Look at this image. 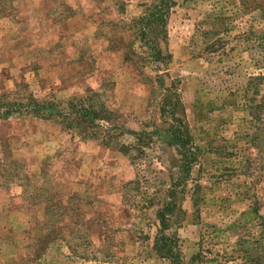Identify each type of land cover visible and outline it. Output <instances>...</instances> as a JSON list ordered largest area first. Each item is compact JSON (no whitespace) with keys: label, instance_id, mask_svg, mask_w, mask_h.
Wrapping results in <instances>:
<instances>
[{"label":"rangeland","instance_id":"1","mask_svg":"<svg viewBox=\"0 0 264 264\" xmlns=\"http://www.w3.org/2000/svg\"><path fill=\"white\" fill-rule=\"evenodd\" d=\"M0 2V264H264V0Z\"/></svg>","mask_w":264,"mask_h":264},{"label":"trees","instance_id":"2","mask_svg":"<svg viewBox=\"0 0 264 264\" xmlns=\"http://www.w3.org/2000/svg\"><path fill=\"white\" fill-rule=\"evenodd\" d=\"M0 5H1V2H0ZM158 7L159 6H157V9H156V13H152L153 11H151V13H147V14H145L143 17H142V19H143V21L145 20V21H148L149 19H151V17L153 16V14H157V15H159L160 16V18H162L163 19V11L161 10V8L160 9H158ZM142 32V31H141ZM143 33H146V31H144V29H143ZM38 113H40V112H38ZM78 117L81 119V124H84V123H88L89 124V126H93V127H91V132L89 133V136L88 137H94V134H98L97 132H95L94 130H93V128H95L94 127V123H91V122H93L94 120H96L97 119V116H95V113H94V111H92V110H83V111H81L79 114H78ZM82 120H85V121H82ZM86 120H89V121H86ZM72 129H75V130H77V131H81V132H84V133H86V132H88V129L87 128H85V127H80V126H76V125H74V126H70ZM134 134H138L137 132H135ZM106 137L105 138H107L108 140H107V142L109 143L112 139H114L115 138V134L112 132V130L110 129L107 133H106ZM117 135V134H116ZM118 135H119V133H118ZM117 135V136H118ZM169 136V138H170V144H174L175 142H177L178 141V138L174 135V133H172V134H169L168 135ZM122 146V147H121ZM120 148H121V150H125V147H124V145H120ZM52 211H53V213L51 212V213H49L50 211H49V209H48V211H46L45 213V222H44V226H43V228H48L49 229V233H48V236L49 235H51V234H54V232H56L57 231V227H54L53 229H51L50 228V224L52 223V216H56V217H58V216H60V213L59 212H57L56 210H53L52 209ZM60 219H63V217L61 216L60 217ZM63 228V227H62ZM64 229V228H63Z\"/></svg>","mask_w":264,"mask_h":264}]
</instances>
